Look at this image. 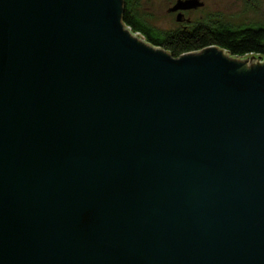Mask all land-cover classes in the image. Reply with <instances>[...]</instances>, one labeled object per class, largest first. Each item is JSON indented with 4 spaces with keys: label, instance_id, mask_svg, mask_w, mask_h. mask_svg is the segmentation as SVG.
<instances>
[{
    "label": "water",
    "instance_id": "1",
    "mask_svg": "<svg viewBox=\"0 0 264 264\" xmlns=\"http://www.w3.org/2000/svg\"><path fill=\"white\" fill-rule=\"evenodd\" d=\"M123 14L0 0V264H264V61Z\"/></svg>",
    "mask_w": 264,
    "mask_h": 264
},
{
    "label": "rangeland",
    "instance_id": "2",
    "mask_svg": "<svg viewBox=\"0 0 264 264\" xmlns=\"http://www.w3.org/2000/svg\"><path fill=\"white\" fill-rule=\"evenodd\" d=\"M176 1L177 0H124V5L125 7L128 5L127 8H129L130 12L133 14H139V16L147 17L150 19V22L157 27L164 26L166 28H172L174 21H171L167 16H165V14H169L168 9L174 5ZM198 1L201 3V9L191 11L188 14H195L196 17L208 16L213 18L214 21L219 20V23L230 25L236 28L245 26H251L253 28L264 27V0ZM125 26L132 32L129 26ZM134 34L138 35L137 38L139 40L149 43L142 34ZM154 36L159 40H163L166 37L165 34H155ZM157 48L166 51V49L163 47ZM223 52L226 56L231 57L228 52ZM248 55L234 58L244 60L248 57ZM256 57H258V55ZM263 61L264 56L259 59V62Z\"/></svg>",
    "mask_w": 264,
    "mask_h": 264
},
{
    "label": "trees",
    "instance_id": "3",
    "mask_svg": "<svg viewBox=\"0 0 264 264\" xmlns=\"http://www.w3.org/2000/svg\"><path fill=\"white\" fill-rule=\"evenodd\" d=\"M128 6V5H127ZM124 5V14L122 21L129 26L134 33H140L145 36L146 40L153 46L163 47L171 54L172 57H179L182 54L200 51L204 48L215 46L222 50H226L231 55L240 57L246 54H262L264 55V31L246 30H216L206 34H189L174 38L171 44L168 42L162 44L148 28L135 18L129 20V8Z\"/></svg>",
    "mask_w": 264,
    "mask_h": 264
},
{
    "label": "flooded vegetation",
    "instance_id": "4",
    "mask_svg": "<svg viewBox=\"0 0 264 264\" xmlns=\"http://www.w3.org/2000/svg\"><path fill=\"white\" fill-rule=\"evenodd\" d=\"M174 5H172L168 9L169 14H165V16H167L171 21H174L172 28H166L164 26L157 27L150 22V19H148L145 16H139V14H129V20L133 21L136 18L139 23L141 22L143 26L145 25L148 28V30L152 31V33L165 34L166 37L163 39V41L162 40L160 41H162V44L169 41L168 45L171 44L172 43L171 41L178 36L189 35V34H194V33L206 34L208 32H212L216 30H226V29L232 30V31H246V30L264 31V27L253 28L251 26H245L241 28L239 27L236 28L230 25L219 23L218 22L219 20L214 21L213 18L208 17V16L196 17L195 14H188L191 11H196L198 9H201V7L172 11V8L174 7ZM249 55H252V57L258 55L260 58L264 56L262 54H254V53H251ZM231 57L234 58L236 56L231 55ZM240 57H243V56H240Z\"/></svg>",
    "mask_w": 264,
    "mask_h": 264
},
{
    "label": "bare ground",
    "instance_id": "5",
    "mask_svg": "<svg viewBox=\"0 0 264 264\" xmlns=\"http://www.w3.org/2000/svg\"><path fill=\"white\" fill-rule=\"evenodd\" d=\"M136 37H138V35L134 34Z\"/></svg>",
    "mask_w": 264,
    "mask_h": 264
}]
</instances>
